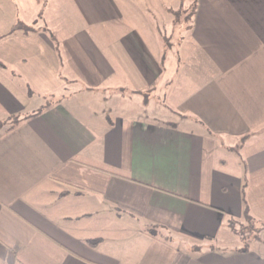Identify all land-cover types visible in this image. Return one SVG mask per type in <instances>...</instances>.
I'll use <instances>...</instances> for the list:
<instances>
[{
    "label": "crops",
    "instance_id": "obj_1",
    "mask_svg": "<svg viewBox=\"0 0 264 264\" xmlns=\"http://www.w3.org/2000/svg\"><path fill=\"white\" fill-rule=\"evenodd\" d=\"M0 264H264V0H0Z\"/></svg>",
    "mask_w": 264,
    "mask_h": 264
},
{
    "label": "trees",
    "instance_id": "obj_2",
    "mask_svg": "<svg viewBox=\"0 0 264 264\" xmlns=\"http://www.w3.org/2000/svg\"><path fill=\"white\" fill-rule=\"evenodd\" d=\"M40 110V109H39ZM38 112V111H37ZM23 118V117H22ZM21 118V119H22ZM20 118L18 116H14L11 118V120L9 121L10 124L14 123V122H17ZM230 226L232 227V229L235 231V232H241V234L244 233V230H243V227H242V224L238 223L237 221H231L230 223Z\"/></svg>",
    "mask_w": 264,
    "mask_h": 264
},
{
    "label": "rangeland",
    "instance_id": "obj_3",
    "mask_svg": "<svg viewBox=\"0 0 264 264\" xmlns=\"http://www.w3.org/2000/svg\"><path fill=\"white\" fill-rule=\"evenodd\" d=\"M183 12H185V10H183ZM183 14H181V16H182ZM183 17V16H182ZM22 28H24V27H22ZM182 33L184 32V30L183 31H181ZM124 219H119V222H122L123 224H125V222L123 221ZM244 226H247V227H249V229L252 227V224L251 223H247V224H245Z\"/></svg>",
    "mask_w": 264,
    "mask_h": 264
}]
</instances>
